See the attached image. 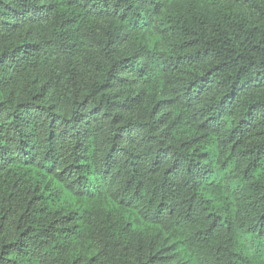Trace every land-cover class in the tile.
<instances>
[{"label": "trees", "instance_id": "obj_1", "mask_svg": "<svg viewBox=\"0 0 264 264\" xmlns=\"http://www.w3.org/2000/svg\"><path fill=\"white\" fill-rule=\"evenodd\" d=\"M0 264H264V0H0Z\"/></svg>", "mask_w": 264, "mask_h": 264}]
</instances>
